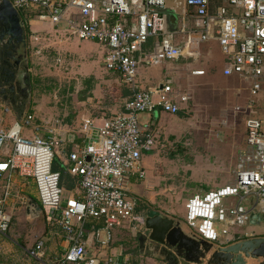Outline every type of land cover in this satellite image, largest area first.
Wrapping results in <instances>:
<instances>
[{
  "label": "built area",
  "instance_id": "built-area-1",
  "mask_svg": "<svg viewBox=\"0 0 264 264\" xmlns=\"http://www.w3.org/2000/svg\"><path fill=\"white\" fill-rule=\"evenodd\" d=\"M11 1L26 18L39 16L57 26L64 24L70 37L102 44L105 67L132 90L124 109L102 118L100 124L93 117L83 119L84 145L69 153L67 166L78 178L79 196H65L62 173L54 169L61 140L42 136L38 128L33 137L24 135V127L33 123V114L0 129V153L8 142L12 144L11 154L0 160V176L17 171L33 178L39 202L69 243L66 253L53 264H136L100 252L90 254L86 234L92 228L103 247L112 238L113 228L144 225L145 217L138 213L141 198L131 185L134 179L146 177L143 155L152 150L155 136L154 122H143L141 116L155 111L178 114L191 97L170 80L141 89L138 71L141 66L195 56L193 44L206 41L221 46L227 59L224 74L240 76L249 84L247 102L235 106V111L249 114L246 147L239 153L232 183L188 198L186 222L195 235L215 245L224 244L220 240L224 233L233 234L226 243L253 237L236 230L250 223L253 212L264 216V119L255 114L258 95L264 91V0H186L197 15L198 37L188 35L183 44L175 43L174 35L166 31V0ZM151 38L155 39L152 49L147 47ZM9 187L8 182L6 192H0L2 234L11 226L4 208ZM44 249L45 241L39 240L29 253L42 261Z\"/></svg>",
  "mask_w": 264,
  "mask_h": 264
},
{
  "label": "rangeland",
  "instance_id": "rangeland-1",
  "mask_svg": "<svg viewBox=\"0 0 264 264\" xmlns=\"http://www.w3.org/2000/svg\"><path fill=\"white\" fill-rule=\"evenodd\" d=\"M29 18L28 15V21ZM51 41L49 33L41 36L39 41L31 40V36H28L27 63L33 85L29 108L40 118L46 119L76 109L77 90L80 91L84 85H88L87 80L93 71L90 69V60L76 61L75 53L71 52L64 56L66 62L62 60L63 65L58 64V50H54L56 44H51ZM36 45L41 51L38 52ZM104 68V72L112 74L105 64ZM244 85L243 81L227 78L211 94L205 86H199L196 93L189 92L191 101L187 112L191 113L190 116L180 113H164L159 116L158 111L152 112V115L157 117L152 126L155 143L152 150L143 155L146 179L139 186V193L144 200V204L142 203L144 212L148 209H156L169 214L174 219H180L183 227L189 231L186 222L188 198L196 193L203 194L233 182L237 157L246 147L245 121L249 114L237 112L234 108L245 103L244 96L248 93L246 88L245 95L242 93L236 96L237 88H242ZM104 87L107 85H102V89ZM261 98L258 104L262 105L255 107V114L264 118V97ZM146 117L147 114L142 115L143 119ZM54 164L55 167L60 164L57 158ZM227 201H233V198H228ZM21 212H24L23 209ZM43 219L42 216L41 220L44 221ZM13 220L8 232L0 234L7 239V245L0 248V264L19 263L14 252L18 245L17 236H21L24 240L25 233L35 225L25 224L27 229L16 230L17 236H13L16 225ZM132 227L125 225L115 227L111 231L112 238L115 233H120L117 236L122 238L121 242L126 252L129 251L127 249L129 245L130 247L136 245L135 234L142 228H137L132 234L128 232ZM49 229V242H55L58 246L60 235L63 234L62 228L57 224L49 223ZM243 229L263 232L264 222L259 226L242 227L241 230ZM231 235L224 233L220 236V240L225 241ZM260 235L264 236V233ZM145 258L143 256L134 260L136 264L142 262L155 264L146 262ZM250 262L259 264L261 259H250Z\"/></svg>",
  "mask_w": 264,
  "mask_h": 264
},
{
  "label": "crops",
  "instance_id": "crops-1",
  "mask_svg": "<svg viewBox=\"0 0 264 264\" xmlns=\"http://www.w3.org/2000/svg\"><path fill=\"white\" fill-rule=\"evenodd\" d=\"M163 13L166 15V31L174 35L175 43H185L187 41L188 35H191L193 38L197 39V15L194 8L188 7L186 5V0H166V7ZM23 17L26 21V24L29 26V36H31V40L39 41L41 36L47 35L48 33L49 35L51 34V44H56L55 49H52L58 50V64L63 65L64 63H62V60L63 62H66L64 56H66L68 52L75 53L76 61L90 60L91 62L90 69H93V71L90 74V78L87 80L88 85H84V88L80 91L77 90L75 98V110L65 114L62 113L61 116L49 117L46 119L40 118L35 111L32 112L31 108H29L25 113V117L28 114H33L34 120L31 125L25 126L23 129L24 135L28 137H33L36 134L38 128L37 133L41 134L42 136H52L56 140H61L57 149L59 153L56 155V158L60 164H58L56 167L54 164V169L60 171L63 174V189L65 196H79L80 187L78 178L74 177L67 171V166L69 163V153L80 150L82 145H84V137L80 131L83 119L87 117H93L97 119V123L100 124L102 118L111 116L124 109L125 103L132 95V90L127 85L122 84L119 81V76L116 73L112 72V74H108L107 72H104L103 68L105 48L102 44L91 40L79 39V41L77 40L78 38L70 37V33L64 24H61L62 26H57L50 20L41 19L39 16L30 17L29 21L25 16ZM154 42L155 39L151 38L147 43V47L152 49ZM39 48L37 46L38 52L41 51ZM191 48L195 53V56H184L179 59L169 60L155 67L141 66L137 77L140 88L148 90L150 88L157 87L164 81L170 80L176 87L186 91L188 94L189 92L196 93L199 86H205L210 90L209 93L211 94L213 93V90H215L217 86L221 85V82H223L225 79L233 78L244 82L245 85L242 88H237L236 96H240L242 93L244 94L246 88L248 93L246 96H244V102H247L251 95L248 89L249 84L245 82L240 76H226L224 74V68L227 65V59L218 42L206 41L196 43L193 44ZM104 84L107 85V87L102 89V85ZM261 97H264V91L260 92L258 95V102L261 101ZM190 101L191 99L182 106V109L179 112L181 115L182 112L183 114L188 113L191 115V113L187 112ZM260 105L262 104H257L256 107ZM158 113L159 116H162L165 112ZM147 116L148 117L144 119L141 116L143 122H155L157 119V117L153 116L152 114H147ZM17 120V113L12 109V107L0 102V129L10 128L11 125ZM244 145H246V140ZM11 152L12 144L11 142H8L0 153V160L7 159ZM145 179L146 178L142 180L134 179L131 185L132 190L141 198V206L139 205L138 207V213L140 215H144L147 211H143L142 207L144 205H142V203L144 204V200L139 193V186ZM8 182L10 183V197L7 198L4 208L7 214L10 215L11 222L14 219L16 223L13 229V236H17L16 230L26 228L25 224H35L33 227H30L29 231L25 233L24 236H26V238L24 240L21 239V236H17L18 245H16L17 250L14 252L16 257H18V264H53L66 253L69 243L66 241L64 234L60 235V243L58 246L55 244V242H49V223H53L48 218L46 208H44V213L35 218H32L31 215L27 214V204L29 198L34 197L39 201L37 186L34 179L31 177L22 176L17 171L6 172L0 176V192L2 194L6 192ZM22 209L24 212H21ZM163 214L172 217L169 214ZM42 216L44 217V221L41 220ZM175 220L179 221L180 219L175 218ZM249 225L253 227L259 226L251 225L249 223L245 227ZM136 229L137 227H132L131 230H128V232L134 234ZM236 231H238L239 234L242 233V235L246 232H250L253 234V236H261L260 234L264 233V231L256 232L254 229L241 230V228ZM119 234L120 233H115L114 238H111L106 243V246L102 247L94 237V230L89 228L86 237H88V243L90 244V254L94 255L100 252L103 256L110 255L114 257V259H130L134 262V259L138 260L140 257H143L140 256L139 258H134L130 251L126 252L124 250L125 247L121 242L122 238L117 236ZM232 236L233 234L225 241L233 238ZM116 237H118L117 241ZM129 238L130 237H128V239ZM39 240L45 241V254L42 261L32 257L29 253V250L33 248ZM6 241L7 239H4L0 236V248H3L5 245H7ZM225 241L224 244L226 243ZM231 241L233 242L234 240ZM129 247L130 245L127 247L128 250H130ZM121 251L123 255H120ZM144 257H146L145 259L148 263L166 264L164 261H161L155 257L146 255H144ZM249 264H251L250 260Z\"/></svg>",
  "mask_w": 264,
  "mask_h": 264
},
{
  "label": "water",
  "instance_id": "water-1",
  "mask_svg": "<svg viewBox=\"0 0 264 264\" xmlns=\"http://www.w3.org/2000/svg\"><path fill=\"white\" fill-rule=\"evenodd\" d=\"M27 59L26 21L11 0H0V102L12 107L20 121L29 109L33 90ZM42 213L44 207L30 197L27 214L35 218ZM144 217L145 223L136 233L142 254L145 248L146 256L166 264H249L250 259H264V236L215 245L199 238L191 230H185L180 221L159 210L148 209ZM262 222L264 216L260 212L251 214V225ZM103 234L105 236L106 231ZM260 264H264V260Z\"/></svg>",
  "mask_w": 264,
  "mask_h": 264
},
{
  "label": "flooded vegetation",
  "instance_id": "flooded-vegetation-1",
  "mask_svg": "<svg viewBox=\"0 0 264 264\" xmlns=\"http://www.w3.org/2000/svg\"><path fill=\"white\" fill-rule=\"evenodd\" d=\"M137 243L135 246H132L131 248H129L130 250V253L131 255L134 257V258H139L140 256H144L145 255V252H147V249H143L144 251V254H142V251L140 249V246H139V243H140V240L138 239V236L135 235V239H134Z\"/></svg>",
  "mask_w": 264,
  "mask_h": 264
},
{
  "label": "trees",
  "instance_id": "trees-1",
  "mask_svg": "<svg viewBox=\"0 0 264 264\" xmlns=\"http://www.w3.org/2000/svg\"><path fill=\"white\" fill-rule=\"evenodd\" d=\"M29 32H30V30H29V26L27 25V33H28V36H29ZM182 115H190V114H188V113H184V114H183V112H182ZM260 118H261V117H260ZM61 184H62V186H63V174H62Z\"/></svg>",
  "mask_w": 264,
  "mask_h": 264
}]
</instances>
